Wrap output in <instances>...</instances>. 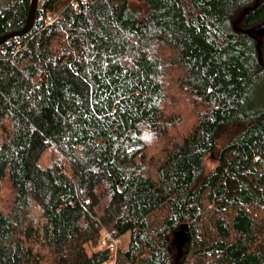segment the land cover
Returning a JSON list of instances; mask_svg holds the SVG:
<instances>
[{
    "label": "trees",
    "instance_id": "1",
    "mask_svg": "<svg viewBox=\"0 0 264 264\" xmlns=\"http://www.w3.org/2000/svg\"><path fill=\"white\" fill-rule=\"evenodd\" d=\"M59 1L0 43V264H264V0Z\"/></svg>",
    "mask_w": 264,
    "mask_h": 264
},
{
    "label": "rangeland",
    "instance_id": "2",
    "mask_svg": "<svg viewBox=\"0 0 264 264\" xmlns=\"http://www.w3.org/2000/svg\"><path fill=\"white\" fill-rule=\"evenodd\" d=\"M136 1H139V0H136ZM65 3H66V0H60L55 5L54 9L47 13V15H46L47 20L53 19L58 14V12L64 6ZM132 6L133 7L139 6L142 10H145V6L142 3H139V2H133ZM252 99H253L252 103L256 107H258V108L264 107V78L262 80H260V82L258 83L256 88L254 89L253 98ZM205 161L207 162L208 166H211L214 163V159L210 155L206 156ZM118 238H119V240H118V243H117V247H120V246L121 247H126L127 242H128V238H129L128 237V233L124 234L121 238L120 237H118ZM179 239H180L179 232L174 233V235L172 237V244H171V250H172V252L174 254L177 253L179 250H183L184 249V247H182V244L179 245Z\"/></svg>",
    "mask_w": 264,
    "mask_h": 264
},
{
    "label": "water",
    "instance_id": "3",
    "mask_svg": "<svg viewBox=\"0 0 264 264\" xmlns=\"http://www.w3.org/2000/svg\"><path fill=\"white\" fill-rule=\"evenodd\" d=\"M36 4H37V0H31L30 1V6H29V9L27 12L26 21H25L24 26L21 29L12 30V31H9V32H6V33L0 35V43L2 41H4L5 39L11 37V36L22 34V33L26 32L30 29V27L32 25L33 18H34ZM260 28L263 30L262 26H260ZM178 230H179L178 232L180 234V239H179V245H180L187 238V223H185V222L181 223L178 226Z\"/></svg>",
    "mask_w": 264,
    "mask_h": 264
},
{
    "label": "built area",
    "instance_id": "4",
    "mask_svg": "<svg viewBox=\"0 0 264 264\" xmlns=\"http://www.w3.org/2000/svg\"><path fill=\"white\" fill-rule=\"evenodd\" d=\"M87 0H68V3H70L73 7H76L79 3H85ZM257 158V157H256ZM104 239L108 241V247L110 250V254L112 256V260L109 264H114L115 255L117 252V243L119 238L113 236L110 232L105 231L104 232Z\"/></svg>",
    "mask_w": 264,
    "mask_h": 264
}]
</instances>
